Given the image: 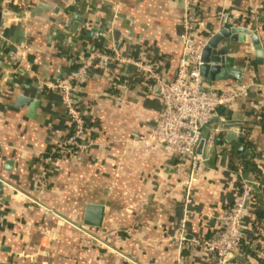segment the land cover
<instances>
[{
	"label": "crops",
	"instance_id": "1",
	"mask_svg": "<svg viewBox=\"0 0 264 264\" xmlns=\"http://www.w3.org/2000/svg\"><path fill=\"white\" fill-rule=\"evenodd\" d=\"M193 3L194 21L205 36L239 18L264 24V0ZM41 4L52 10L31 16ZM24 6L29 9L21 18L0 27V264H212L193 240L216 232L214 217L232 205L238 177L253 179L247 170L239 175L231 170L237 158L259 169L253 185L264 206V133L252 118L264 108V48L258 64L249 40L230 45L243 79L210 82L230 89L242 85L246 92L218 110L203 136L237 123L240 135L251 128L254 146L228 142L224 131L203 146L207 169L191 190L187 213L189 163L164 146L139 141L148 137L160 110L143 79L118 93L108 89L105 74L93 71L80 102L89 147L50 161L49 151L69 128L60 96L37 86L40 79L65 75L86 49L159 60L165 78H173L182 56L186 0H0V11L20 14L14 8ZM6 42L26 44L30 71L8 67ZM135 71L124 66L120 74L129 79ZM89 205L102 208L99 226L84 223ZM254 214L250 202L243 216L245 238L254 236ZM237 259L257 264L242 252Z\"/></svg>",
	"mask_w": 264,
	"mask_h": 264
},
{
	"label": "built area",
	"instance_id": "2",
	"mask_svg": "<svg viewBox=\"0 0 264 264\" xmlns=\"http://www.w3.org/2000/svg\"><path fill=\"white\" fill-rule=\"evenodd\" d=\"M193 1L186 0L181 35L183 50L173 78H165L163 64L159 60L145 58L137 60L123 57L117 52L86 49L73 60V67L65 75L53 80L40 79L37 82L41 92H55L60 96L69 128L68 135L60 140L51 152L60 156L65 154L73 156L86 151L89 147L80 102L90 74L93 71L105 74L108 89L122 93L128 89L129 81L121 78V69L124 66L135 68V72L142 76L150 92L160 101V110L148 137L139 138V141L146 147L152 144L164 146L189 163V173L184 182V206L187 213L189 210L186 208L192 202L191 190L207 169L202 149L198 152V147L201 143L203 146L211 143L215 135L222 131V126L214 127L206 138L203 132L218 118L220 108L232 104L246 92V87L242 85L236 89L215 87L200 75L201 50L214 33L208 32L205 36L202 29L196 25ZM234 23L232 25L251 29L259 37L264 48L261 25L245 18H239ZM5 50L9 68L24 66L30 71L31 65L27 59L25 43L6 42ZM117 97L118 102H123L120 96ZM51 158L50 156L46 160L50 161ZM42 186L43 182L37 180L35 187L41 189ZM253 190V183L243 181L241 192L237 193L230 208L214 217L216 232L209 238L193 240V244L209 256L212 264H242L237 258L245 238L242 230L243 216L247 204L253 202ZM180 228L179 237L182 240L184 225L181 224Z\"/></svg>",
	"mask_w": 264,
	"mask_h": 264
},
{
	"label": "water",
	"instance_id": "3",
	"mask_svg": "<svg viewBox=\"0 0 264 264\" xmlns=\"http://www.w3.org/2000/svg\"><path fill=\"white\" fill-rule=\"evenodd\" d=\"M52 10L49 6L39 5L31 12V16L37 13ZM54 12L57 9H53ZM21 14H16L8 10L0 11V27L7 20L21 18ZM249 40L253 47L256 62L263 63V48L259 37L246 26H225L214 33L206 42L201 50V63L199 68L200 75L209 82H221L226 80L243 79V71L237 68L235 59L229 55L231 51L230 45L246 44ZM241 125L237 123L223 124L222 131L225 134V140H236L239 143L243 142V137L240 135ZM201 143L198 147V152L202 149ZM243 148H241L242 151ZM102 220V208L98 206H87L84 223L88 226H99Z\"/></svg>",
	"mask_w": 264,
	"mask_h": 264
},
{
	"label": "trees",
	"instance_id": "4",
	"mask_svg": "<svg viewBox=\"0 0 264 264\" xmlns=\"http://www.w3.org/2000/svg\"><path fill=\"white\" fill-rule=\"evenodd\" d=\"M15 11L17 13H20L22 15H24L29 8L27 7H22V8H14ZM262 33L264 36V24L262 25ZM100 50V49H99ZM103 51V50H100ZM103 52H107V51H103ZM108 53V52H107ZM254 64V63H253ZM252 64V65H253ZM255 65V64H254ZM121 75V74H120ZM122 79H126L129 80V82L132 84L133 82H139L142 81V76L139 73H135L131 78H126L124 76L121 75ZM252 118L254 121H256L255 123H257L256 125L259 127V129L264 133V108L260 109L257 112H254L252 114ZM250 127H245L243 128L242 131V136H243V144L246 147V149H251L253 148V144L251 141H249V135H250ZM49 155L51 157L57 155L55 153H51L49 151ZM232 158H235V154L231 153ZM239 163L236 164H232L231 165V170L238 174V173H244L246 170L248 172L253 173L252 174V178L251 180H248L246 177H238L237 179V193L239 194L241 192V187H242V182H249V183H253L255 182L254 179H256L257 175L259 174V169H257L255 167V165L252 164V162H250L246 157L242 158H237ZM239 175V174H238ZM252 201L254 203V222L252 225L253 228V233L254 236L252 237H247L244 238V240L242 241L241 247H240V251L242 252V255L248 258H252L253 260L256 261L257 264H264V258H260L259 256H257L259 253H264V236L260 235L259 232L260 230L264 229V206L259 204V199H258V195L256 192V189L254 187L253 193H252Z\"/></svg>",
	"mask_w": 264,
	"mask_h": 264
}]
</instances>
